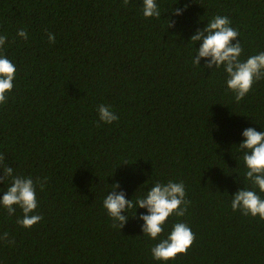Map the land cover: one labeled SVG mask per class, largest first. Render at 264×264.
Masks as SVG:
<instances>
[{
	"label": "trees",
	"instance_id": "trees-1",
	"mask_svg": "<svg viewBox=\"0 0 264 264\" xmlns=\"http://www.w3.org/2000/svg\"><path fill=\"white\" fill-rule=\"evenodd\" d=\"M156 3L160 18L143 16V0H0V55L16 66L0 104V153L15 175L40 182L32 214L43 217L22 228L21 209L0 206V237L14 241L0 239V264H264V220L230 207L251 187L237 146L245 129L264 131V80L237 103L223 68L194 65L200 45L189 42L221 15L239 32L242 60L264 51V0ZM101 104L119 119L99 121ZM168 181L184 183L189 203L160 238L183 222L195 240L163 262L151 255L160 238L142 232L147 210H128L120 230L103 200L117 182L135 204ZM10 183L0 182V199Z\"/></svg>",
	"mask_w": 264,
	"mask_h": 264
},
{
	"label": "clouds",
	"instance_id": "clouds-1",
	"mask_svg": "<svg viewBox=\"0 0 264 264\" xmlns=\"http://www.w3.org/2000/svg\"><path fill=\"white\" fill-rule=\"evenodd\" d=\"M129 0H124L127 5ZM184 9L172 8L174 15H181ZM143 16L145 18H160L161 12L156 0H143ZM174 21L169 19L168 27H173ZM17 36L27 40L28 33L24 29L17 31ZM237 29L231 26V21L227 16L216 15L203 29H197L190 37L189 42L199 48H195L192 60L194 65L200 66L203 58L206 63L204 68H223L226 74L227 89L230 90L239 103L253 88V85L264 80V51L255 55H250L246 60L241 59L243 48ZM7 40V36H0V48ZM49 43H55V35L48 33ZM236 40V43L233 41ZM16 75V66L6 56L0 55V104L7 103V93L14 87L13 81ZM99 121L111 124L119 117L110 110V107L103 104L97 106ZM244 140L237 146L242 154L246 171L244 178L251 187H243L232 195L231 209L239 211L241 215L259 217L264 220V198L258 194L264 193V131H256L249 127L242 133ZM0 182L11 179L10 186L0 199V206L6 209L8 215H13L16 208L21 209L23 215L17 219V224L22 228H32L39 223L43 217L32 214L38 207L36 196V186L40 183L31 177H24L14 174V169L5 164V155L0 153ZM119 183L111 185V194H107L103 200V208L112 219L114 228L120 230L129 220L127 211L135 207L147 210V214H141L138 218L143 221L142 232L144 236L152 240H157L164 232V225L167 219L173 214L183 217L187 212L189 201L185 199L186 190L183 182L168 181L166 184L156 182L146 195L136 198L135 204L132 199H125V192L116 190ZM43 189V184H40ZM123 213V214H122ZM136 217V211L135 215ZM0 239L9 244L14 241L8 240V233L5 232ZM195 234L191 228L183 222L175 223L166 238H160L159 242L151 248V255L156 261L167 262L176 258L178 254H187L188 249L194 243Z\"/></svg>",
	"mask_w": 264,
	"mask_h": 264
}]
</instances>
